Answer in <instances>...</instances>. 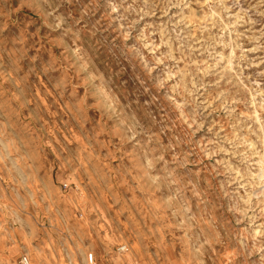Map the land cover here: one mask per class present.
Segmentation results:
<instances>
[{
    "label": "rangeland",
    "instance_id": "374dc122",
    "mask_svg": "<svg viewBox=\"0 0 264 264\" xmlns=\"http://www.w3.org/2000/svg\"><path fill=\"white\" fill-rule=\"evenodd\" d=\"M23 256L264 264V0H0V264Z\"/></svg>",
    "mask_w": 264,
    "mask_h": 264
},
{
    "label": "built area",
    "instance_id": "2783aa9c",
    "mask_svg": "<svg viewBox=\"0 0 264 264\" xmlns=\"http://www.w3.org/2000/svg\"><path fill=\"white\" fill-rule=\"evenodd\" d=\"M123 249L125 248L124 247L120 248V250H123ZM87 258H88L89 263H93V260H94L93 254H89ZM20 262L21 264H28V260L25 256L21 258Z\"/></svg>",
    "mask_w": 264,
    "mask_h": 264
}]
</instances>
